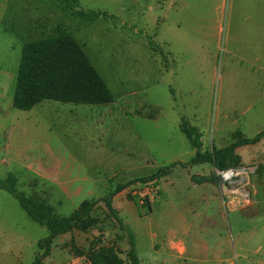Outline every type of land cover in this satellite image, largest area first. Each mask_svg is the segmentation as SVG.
Instances as JSON below:
<instances>
[{"label": "rangeland", "instance_id": "374dc122", "mask_svg": "<svg viewBox=\"0 0 264 264\" xmlns=\"http://www.w3.org/2000/svg\"><path fill=\"white\" fill-rule=\"evenodd\" d=\"M160 4L78 0L79 9L106 13L83 23L57 0H0V177L14 175L20 191L60 217L128 184L119 197L132 200L141 215L121 218L135 235L141 264H258L264 261V148H236L239 166L213 175L226 204L211 201L214 219L206 220L187 206L190 181L199 176L190 180L180 164L197 149L180 126L187 119L198 128L209 154L264 131V0H225L221 18H206L209 39L177 28L176 19L184 18ZM61 24L72 29L115 101H45L30 111L14 109L24 43ZM174 164L168 180L143 182ZM250 197L259 204L245 210ZM172 202L193 225L190 234L178 232L168 216ZM90 224L58 237L43 264H87L88 253L100 247L113 248L130 264L123 246L128 234L103 202ZM176 234L189 254L178 259L170 253L164 262L168 237ZM48 235L0 190V264H35L38 243Z\"/></svg>", "mask_w": 264, "mask_h": 264}, {"label": "trees", "instance_id": "16d2710c", "mask_svg": "<svg viewBox=\"0 0 264 264\" xmlns=\"http://www.w3.org/2000/svg\"><path fill=\"white\" fill-rule=\"evenodd\" d=\"M57 1L64 6V9L71 11V19H80L83 23L95 22L106 15L96 10L79 9L78 0ZM45 101L77 106L108 105L115 101L113 92L90 60L84 47L76 40L72 29L64 24L55 27L48 34H42L36 40L25 42L22 48L13 107L21 111H30ZM180 129L191 145L197 149L196 155L189 162L181 163L180 166L189 167L209 163L218 171L239 166L240 159L236 155V148L257 144L264 138V131H262L254 138L238 139L235 143L222 149H214V152L209 154L202 151V135L198 128L192 126L187 119H182ZM178 165L161 168L150 178L143 179V182L147 180L157 182L170 175ZM128 186V184L118 185L114 190H110L106 197L86 201L70 216L60 217L43 201L30 198L20 191L18 179L14 175L0 177V190L14 197L33 221L49 231V235L38 243L39 251L35 264H43V260L51 253L53 243L58 237L74 229L90 227L92 213L101 202L120 224L121 229L128 234L129 263L140 264L135 235L113 206V198ZM118 254L113 248L100 247L88 253L87 264H125Z\"/></svg>", "mask_w": 264, "mask_h": 264}, {"label": "crops", "instance_id": "0c3cea01", "mask_svg": "<svg viewBox=\"0 0 264 264\" xmlns=\"http://www.w3.org/2000/svg\"><path fill=\"white\" fill-rule=\"evenodd\" d=\"M155 2L156 3L161 2V4L159 5L161 9H166L167 12L173 10L177 15L184 18V20H182L183 23L180 22L179 19H176L175 24L177 28H180L181 26L185 27L188 33L204 34L203 36L209 39L211 38V33H208L207 23L209 19H206V18H209V17L221 18L223 15L225 0H155ZM211 18H210V23L212 21ZM191 23L193 26L191 25ZM205 43H206V40H205ZM263 145H264V138L259 143L253 146H257L259 151H263V148H264ZM225 147L227 146H224L218 149H222ZM238 151H239V148L237 149V152ZM260 156L261 157L264 156L262 152ZM262 161H264V159H262ZM209 166L211 168H209ZM195 167L196 168L198 167V169H196V171L192 172L191 174L192 168H195ZM182 168L188 170V175L190 177V180H191V177L193 178L194 176H199L197 181H194L196 183L190 181L191 184H193V187L190 190V192L188 191L190 193V196L187 201L188 208L190 209V211H192L193 215H195L196 212L198 211L200 214V217H202L201 215L203 214L206 220L214 219V214L210 213V210H211L210 202L217 200L220 202L221 205L226 204L224 198L219 194L218 187L213 181V175L217 174L218 170H216L214 166L209 163L189 166V167L182 166ZM168 176L162 178L161 181L168 180L167 179ZM170 183L172 184L171 186L173 188V192L176 191L177 190L175 189L176 183H173L172 181ZM165 188L167 190L169 189L167 186ZM120 193L114 197L113 206L117 210L120 218L122 216H125L127 217L126 219H130V221H134L135 219L140 217L141 215L140 210H138L137 205L132 200L130 199L122 200L121 197H119L121 196ZM250 198L252 201L250 202L249 205H242V207L245 210L255 208L256 205L259 204L257 200L254 201L253 197H250ZM195 200L199 204L198 203L196 205L193 204ZM136 210L139 215L136 213ZM168 216L172 219H175L178 232L182 234H186V235L190 234L192 230L191 227L193 225L188 223V219H186L187 216L183 214V211L181 210L177 202L171 203V207L168 211ZM123 222L129 227L128 222H125L124 220ZM135 243H136V249H137L136 238H135ZM125 245H127V249L129 251L130 245L124 242L123 246ZM166 245H167L165 246L166 252L163 255V257L165 258L164 262H169V258L171 257L170 253L174 254V256L177 257L178 259H185V257L189 254V250H188V246L186 242L182 238L179 239L178 234L174 235L173 237L172 236L168 237ZM155 249L157 248L155 247ZM137 252H138V249H137ZM217 253H220V252L217 251ZM258 253H263V252L260 250ZM138 256H139V253H138ZM139 261L141 264L140 258H139ZM258 264H264V261H260Z\"/></svg>", "mask_w": 264, "mask_h": 264}, {"label": "bare ground", "instance_id": "6f19581e", "mask_svg": "<svg viewBox=\"0 0 264 264\" xmlns=\"http://www.w3.org/2000/svg\"><path fill=\"white\" fill-rule=\"evenodd\" d=\"M233 174L232 173H228L226 176L229 178L231 177Z\"/></svg>", "mask_w": 264, "mask_h": 264}]
</instances>
